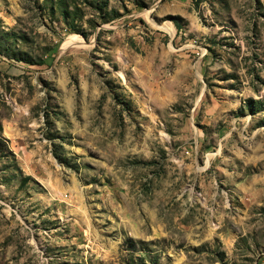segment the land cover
Returning <instances> with one entry per match:
<instances>
[{
  "label": "rangeland",
  "instance_id": "obj_1",
  "mask_svg": "<svg viewBox=\"0 0 264 264\" xmlns=\"http://www.w3.org/2000/svg\"><path fill=\"white\" fill-rule=\"evenodd\" d=\"M0 264H264V0H0Z\"/></svg>",
  "mask_w": 264,
  "mask_h": 264
},
{
  "label": "trees",
  "instance_id": "obj_2",
  "mask_svg": "<svg viewBox=\"0 0 264 264\" xmlns=\"http://www.w3.org/2000/svg\"><path fill=\"white\" fill-rule=\"evenodd\" d=\"M0 141H2V137L0 136Z\"/></svg>",
  "mask_w": 264,
  "mask_h": 264
}]
</instances>
